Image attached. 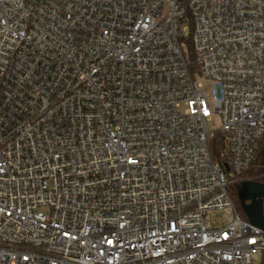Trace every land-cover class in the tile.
I'll return each instance as SVG.
<instances>
[{
	"label": "built area",
	"instance_id": "2783aa9c",
	"mask_svg": "<svg viewBox=\"0 0 264 264\" xmlns=\"http://www.w3.org/2000/svg\"><path fill=\"white\" fill-rule=\"evenodd\" d=\"M263 139L264 0H0V264H263Z\"/></svg>",
	"mask_w": 264,
	"mask_h": 264
},
{
	"label": "trees",
	"instance_id": "16d2710c",
	"mask_svg": "<svg viewBox=\"0 0 264 264\" xmlns=\"http://www.w3.org/2000/svg\"><path fill=\"white\" fill-rule=\"evenodd\" d=\"M224 147H225V144L222 139V136L217 135L215 140L210 146L211 153H212L214 160H217V161L220 160V155H221V152L224 150ZM261 174H264V139L261 143L260 150H259L257 159L255 161V165L253 169H251L247 173V175L249 176H259ZM258 181L261 183H264V178ZM243 188L244 186L241 185L239 190L235 193V203L238 206L239 213L241 214L243 219L246 220L247 222H250V223L255 222L256 224H258V221L255 220L254 213L250 209L245 208L249 206L250 202H245L243 204L241 201L240 192L242 191ZM263 216H264V212H263Z\"/></svg>",
	"mask_w": 264,
	"mask_h": 264
},
{
	"label": "water",
	"instance_id": "95a60500",
	"mask_svg": "<svg viewBox=\"0 0 264 264\" xmlns=\"http://www.w3.org/2000/svg\"><path fill=\"white\" fill-rule=\"evenodd\" d=\"M244 188L240 192L241 201L251 202L246 209H250L258 224L251 222V224L264 229V216H263V199H264V184L250 182L243 184ZM264 264V263H263Z\"/></svg>",
	"mask_w": 264,
	"mask_h": 264
},
{
	"label": "rangeland",
	"instance_id": "374dc122",
	"mask_svg": "<svg viewBox=\"0 0 264 264\" xmlns=\"http://www.w3.org/2000/svg\"><path fill=\"white\" fill-rule=\"evenodd\" d=\"M197 80H199L200 83L203 84L206 93H209L210 88L212 86L211 83L200 78H197ZM220 128L221 119L217 115H214L209 121V131L217 132L218 130H220ZM210 219L211 222L217 227L226 226L232 222V213L231 211L215 212L211 215ZM259 262L260 261H257L256 263L258 264Z\"/></svg>",
	"mask_w": 264,
	"mask_h": 264
},
{
	"label": "flooded vegetation",
	"instance_id": "af4514ba",
	"mask_svg": "<svg viewBox=\"0 0 264 264\" xmlns=\"http://www.w3.org/2000/svg\"><path fill=\"white\" fill-rule=\"evenodd\" d=\"M250 202V201H249ZM251 203V202H250Z\"/></svg>",
	"mask_w": 264,
	"mask_h": 264
}]
</instances>
